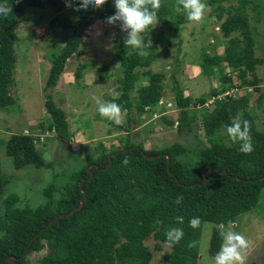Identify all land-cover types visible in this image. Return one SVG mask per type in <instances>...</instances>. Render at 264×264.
Here are the masks:
<instances>
[{
	"label": "trees",
	"instance_id": "trees-1",
	"mask_svg": "<svg viewBox=\"0 0 264 264\" xmlns=\"http://www.w3.org/2000/svg\"><path fill=\"white\" fill-rule=\"evenodd\" d=\"M224 1L229 0H206V3L215 5ZM71 2L73 6L67 7V0H25L32 7L54 9L56 15L50 21L51 26L68 29L74 25L72 35L59 53L51 55L44 85L43 105L51 119L47 129L61 140L70 139L71 133L67 115L55 104L50 90L57 85L67 61L81 53L80 47L86 43L81 36L83 29L92 26L95 20H106L116 11L110 0L101 7L80 11L74 10L79 0ZM248 2L239 0L236 7L224 10L218 6L212 11L215 19L220 21L219 32L227 39V44L221 54L214 51L212 55H205L206 48H203L199 63L202 75L211 76L215 69L222 73L223 65H228L236 76L231 78L224 74L220 89L191 98L180 87L176 77L178 70L173 69L169 75L178 110L176 133L184 139L189 134L198 139L195 134L197 121L190 117L189 109L201 107L204 111L201 128L206 146L189 149L176 142L160 150H145L141 144L131 142L129 136L121 148L111 151L99 143L97 156L86 160L84 166L69 175L59 197H52L54 188L49 185L44 191L46 202L35 208H20L15 205L18 201L15 194L5 195L8 180L0 164V201L4 207L0 211V264H30L28 255L44 248L47 253L38 259V264H150L152 252L144 244L145 240L152 237L155 241L153 249L162 251L167 246L165 232L173 227L183 229L184 236L178 244L167 246L168 250L162 256L164 262L197 264L204 223L212 224L207 252L215 257L223 243L218 226L227 225L229 221L235 224L240 215L255 209L264 190V130L257 129L248 112L250 96L245 93L219 98L230 89L238 92V88L241 91L251 88L260 92L261 80L256 75V67L263 64V59L255 56L256 41L245 11ZM0 4L12 8V13L0 16L1 110L16 103L11 94L16 63L14 28L22 21L18 15L24 11V4L17 0H0ZM175 6L176 0H161L157 15L158 21L167 24L178 36L180 26L189 20L183 11L173 14ZM64 9L72 11L73 23L69 18L59 16ZM151 27L141 35L150 34ZM163 36L161 33L160 38ZM123 41L116 40L113 44V57L122 70L120 92L117 98H109L108 102L121 106L127 125L138 123L141 126L146 108L163 97L166 76L150 70V65L157 59L155 44L147 50V56L141 57ZM176 49L180 53V45ZM88 67L87 63H79L74 79L80 80ZM108 69L106 63L98 67L104 72ZM141 77H147V84L136 88L132 96ZM100 79L103 80V76ZM210 99L212 102L208 104ZM262 99L259 94L256 102L260 103ZM208 106L212 108H205ZM237 113H242L243 119L250 122L253 151L249 154L239 151V142L233 143L230 139L225 142L227 135L221 134ZM96 118L100 119V116ZM37 143L38 136L21 131L11 133L7 141H0V146L15 170L29 166L51 168L52 164L47 163L38 151ZM125 158L129 160L127 165L122 163ZM204 173L207 174L204 176ZM82 190L85 199L79 208ZM178 196L183 197L180 204L175 203ZM177 217H183V223H178ZM194 217L201 221L197 228L189 225V220ZM192 242L195 246L189 247Z\"/></svg>",
	"mask_w": 264,
	"mask_h": 264
},
{
	"label": "rangeland",
	"instance_id": "rangeland-1",
	"mask_svg": "<svg viewBox=\"0 0 264 264\" xmlns=\"http://www.w3.org/2000/svg\"><path fill=\"white\" fill-rule=\"evenodd\" d=\"M110 1L114 6V0ZM19 2L24 4V11L18 15L22 21L14 28L16 63L13 71L14 87L11 92L16 103L7 109L0 110V141H7L11 133L30 132L39 137L36 147L46 162L51 163L52 166L49 169H36L29 166L15 170L10 158L5 155L4 148L0 146V164L8 180L5 195L15 194L18 197L16 206L35 208L44 204L47 200L44 191L49 185L54 188L52 197H59V191L67 182L69 175L84 166L86 160L97 156L99 143L107 151L121 148L127 136L131 142L141 144L145 150H160L176 142L182 143L189 149L207 145L201 128V113L204 112L201 107L195 106L189 109L190 117H195L197 121L195 134L198 139L194 138L193 134H189L184 139L176 133L178 110L175 108V102H171V107L166 106L165 103L163 106H154L155 113H167L144 127L138 123L127 125L125 115H123L122 122L116 124L99 114L97 104L92 99L93 96L98 97L102 102H108L109 98L119 96L118 87L119 79L122 78V70L118 61L113 57V44L116 40H124L127 35L126 32L121 31L119 22L110 25L106 23V20H95L92 26L83 29L81 36L86 43L80 47L81 53L73 55L67 61L64 73L60 76L57 85L50 90L55 104L67 115L70 139L61 140L53 131H48L51 119L43 103L45 101L44 85L50 67L49 59L52 54L59 53L60 48L72 35L74 25L68 29H62L58 25L51 26L50 21L56 15L54 9L32 7L25 3V0H19ZM204 2L206 3V0ZM206 4L208 7L202 21L198 23L188 21L182 24L178 36L169 30L167 24L160 21L152 26L150 34L145 36L146 43L151 40V45H156L157 59L150 65V70L165 73L164 81L170 85L169 75L173 69H177L176 77L180 82V87L186 88L185 94L191 98H198L207 95L213 89H220L223 86L220 79L224 74L231 78L236 76L228 65H223L222 73L215 69L211 76L202 75L199 63L202 60L203 48H206L205 55H212L214 51L221 54L227 44V39H224L219 32L220 21L215 19L212 11L218 6H222L224 10L236 7L239 0L224 1L215 5ZM245 11L256 41L255 56L263 59V64L256 67V75L261 80L260 92H255L251 88L241 91L238 88V92L230 89L228 95L237 96L248 93L250 96L248 112L257 129L264 130V0H249ZM176 13L175 10L173 14ZM59 16L69 18L72 23L75 21L69 9H64ZM225 16L226 12L222 16L223 19ZM161 33L168 38L164 36L160 38ZM234 35L236 34L232 36ZM167 39L169 40L166 41ZM157 40L159 43L156 42ZM178 45H180V53L176 49ZM176 59L177 62H175ZM83 62L89 67L83 72L80 80H75L74 71L79 63ZM103 63L108 64L107 72L98 70ZM187 64L199 69L198 73L192 74L186 67ZM101 76L103 80L100 79ZM188 76L193 78L188 81ZM146 80L147 77H144L139 85H135L132 96L135 95L136 88L147 84ZM259 94L263 96V99L257 103L256 99ZM167 95L166 100L174 101L171 89L167 90ZM223 97L224 95L219 96V98ZM210 102L212 99L208 101V104ZM151 115L152 113L145 119H141L142 122L147 121ZM96 116H100V119ZM221 134L227 135V132L222 131ZM228 139V135L225 136V142ZM3 208L0 201L1 212ZM211 229L212 224L204 223L197 264H214V257L207 252ZM233 230L243 234L250 242L245 252L244 264H264V190L260 194L257 207L240 215ZM144 244L152 252L150 264H166L162 256L168 250L167 246H164L162 251H155L153 249L155 241L152 237H148ZM46 253L47 249L44 248L40 252L28 255L27 258L30 264H38V259Z\"/></svg>",
	"mask_w": 264,
	"mask_h": 264
},
{
	"label": "clouds",
	"instance_id": "clouds-1",
	"mask_svg": "<svg viewBox=\"0 0 264 264\" xmlns=\"http://www.w3.org/2000/svg\"><path fill=\"white\" fill-rule=\"evenodd\" d=\"M17 2H19V0H17ZM105 3L106 0H79V4L74 10H86L89 7L98 8ZM66 6H73L71 0H67ZM114 7L116 11L112 16L106 19V23L114 25L119 22L121 31L127 33L123 41L125 46L135 49L136 54L141 57L147 56L149 54L147 50L151 48L152 42L148 40L146 43L145 37L141 34L148 30L150 26H155L157 24V13L161 7V0H114ZM207 7L204 0H176L175 10L177 12L183 11L186 13L189 21L198 23L202 21ZM10 13H12L11 6L0 4V16L6 17ZM92 99L96 102L97 110L102 117L112 120L116 124L122 122L123 112L119 104L111 101L102 102L96 96H93ZM147 110H149V107L146 108V111ZM151 117L141 124L142 127L148 123L152 124L154 118ZM226 132L233 143L239 142L240 152L249 154L253 151L250 122L243 119L242 113H237L235 115L231 123L226 127ZM122 163L127 165L129 160L125 158ZM182 200L183 197L178 196L175 203L180 204ZM176 219L178 223H183V217H177ZM200 223L199 217H194L189 220V225L192 228L199 227ZM233 229L234 223L231 221H229L227 225L221 224L218 226L223 243L214 257V264H244L245 252L249 248L250 242L243 234ZM183 236V229L175 227L169 228L165 232V243L167 246L172 247L178 244ZM194 246V242L189 244V247Z\"/></svg>",
	"mask_w": 264,
	"mask_h": 264
},
{
	"label": "crops",
	"instance_id": "crops-1",
	"mask_svg": "<svg viewBox=\"0 0 264 264\" xmlns=\"http://www.w3.org/2000/svg\"><path fill=\"white\" fill-rule=\"evenodd\" d=\"M220 54V53H219ZM186 67H188L189 68V70L192 72V74H197L198 73V71H199V69H196V68H194L193 67V65H191V64H187L186 65ZM185 72V71H184ZM163 73V72H162ZM165 74V73H164ZM189 73L187 72V75H188ZM195 74V75H196ZM195 77V76H194ZM193 77L192 76H188V81H190L191 79H192ZM171 86V84L169 85H167L166 84V82L164 81V95H163V97L161 98V100L158 102V103H156V104H154V105H152V106H150L149 107V110H147V113L145 114V115H143L141 118L143 119V118H145L147 115H150L151 113H152V118H154V119H157L158 117H161V116H163V115H165L167 112H161V113H155L154 111H153V108H154V106H163L164 105V103L166 104V106H172V104H171V102L173 103L174 101H171L170 99H168V100H166L167 99V97H168V95H167V90L168 89H171V88H169ZM185 90H186V88H184ZM184 90V91H185ZM172 93V92H171ZM186 93V92H185ZM165 96H167L166 98H165ZM168 112H170V111H168Z\"/></svg>",
	"mask_w": 264,
	"mask_h": 264
},
{
	"label": "water",
	"instance_id": "water-1",
	"mask_svg": "<svg viewBox=\"0 0 264 264\" xmlns=\"http://www.w3.org/2000/svg\"><path fill=\"white\" fill-rule=\"evenodd\" d=\"M168 163H169V160L167 159V166H168ZM214 170V169H213ZM212 170V171H213ZM211 172V171H210ZM207 173H204V176L206 175ZM205 178V177H204ZM82 193H83V197H82V199H81V202H80V206H79V208L81 207V205H82V203H83V201H84V199H85V194H84V191L82 190ZM72 213V212H71ZM57 218H61V216H58Z\"/></svg>",
	"mask_w": 264,
	"mask_h": 264
},
{
	"label": "built area",
	"instance_id": "built-area-1",
	"mask_svg": "<svg viewBox=\"0 0 264 264\" xmlns=\"http://www.w3.org/2000/svg\"><path fill=\"white\" fill-rule=\"evenodd\" d=\"M230 92H225L223 95H228Z\"/></svg>",
	"mask_w": 264,
	"mask_h": 264
}]
</instances>
